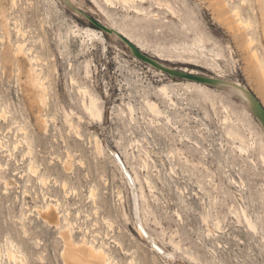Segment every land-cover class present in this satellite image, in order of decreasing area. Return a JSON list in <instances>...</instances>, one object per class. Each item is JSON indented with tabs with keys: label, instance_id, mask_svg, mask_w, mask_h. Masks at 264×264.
I'll list each match as a JSON object with an SVG mask.
<instances>
[{
	"label": "rangeland",
	"instance_id": "obj_1",
	"mask_svg": "<svg viewBox=\"0 0 264 264\" xmlns=\"http://www.w3.org/2000/svg\"><path fill=\"white\" fill-rule=\"evenodd\" d=\"M19 1L18 15L34 35L27 44L36 41L39 53L47 58L43 63L49 64L51 90L45 112L50 119L47 128H40L24 94L18 93L16 68L2 64L0 39V108L4 103L11 111L0 120L5 144L0 149V249L14 240L27 259L14 261L1 255L0 264H62L59 228L37 211L54 202L45 193L61 199L59 210L74 222L78 240L85 233L93 242L107 241L121 264H130L133 257L138 264H264V127L254 111L224 88H202L197 80L168 74L140 60L123 39L178 70L241 82L264 107V74L247 73L238 40L216 19L212 0H113L111 6L98 0L110 16L93 0H74L77 8L61 0L59 5L55 0ZM256 1L244 0L240 6L246 18L255 15L254 33L264 53L263 11ZM4 3L9 7L11 2ZM166 3L176 12H170ZM93 19L115 26L119 33L104 31ZM86 26L99 29L107 47L83 33ZM3 33L0 27V37ZM10 38L15 49L16 38ZM216 53L221 60L214 59ZM72 75L98 99L103 122L89 118L81 108L79 84L71 82ZM163 84L170 86L176 105L159 93ZM148 101H156L162 113L150 109ZM130 104L135 108L132 116ZM64 109L73 110L71 119L82 138L66 122ZM16 120L28 127L32 155L40 173H45V184L28 171L25 142L13 158L8 155L23 136ZM96 134L107 149L122 153L132 173L137 171L146 197L142 210L148 233L176 250L177 260L161 258L137 232L129 188L108 150L106 155L97 152ZM145 151L149 169L144 167ZM66 159H72L69 172L63 169ZM147 174L154 189L145 182ZM91 188H96L95 199ZM113 237L130 251L123 253Z\"/></svg>",
	"mask_w": 264,
	"mask_h": 264
},
{
	"label": "bare ground",
	"instance_id": "obj_2",
	"mask_svg": "<svg viewBox=\"0 0 264 264\" xmlns=\"http://www.w3.org/2000/svg\"><path fill=\"white\" fill-rule=\"evenodd\" d=\"M4 1H8V3L11 2L9 7L14 8V11H12L11 13L8 12L10 9L8 7V4L4 3ZM4 1L0 2V16L2 18V21H0V27L4 31L3 35H1L0 37L3 47V51L1 52L2 64L4 65V67L9 63L14 65L17 72L16 82L18 83V86L17 85L16 86L19 88L18 93L24 94V98L27 101V107L30 110V112L34 114L35 118L39 122L37 123L38 125H40V128H47L50 117L45 112V107L48 106L49 103L48 95L51 90V87L48 84V79L50 77V73L48 69L49 64L48 62L43 63V61H46L47 58H44L46 57L44 56L45 53H41V54L39 53L37 47L35 46L36 41H34L35 43L33 44L30 45L27 44V42H29L28 40L33 38L34 35H30L33 32V30L31 28L28 29L29 25L24 26L21 17L18 15V11L16 10V8L17 9L19 8L20 1L19 0H4ZM55 1L57 2V0ZM61 1L65 4H69L77 8V6L74 4V0H61ZM93 1L95 2L96 5H98L100 10L106 12V9L103 8V6L98 0H93ZM104 1L105 3H108L110 6L111 4L114 3L113 0H104ZM125 1L129 2L133 0H125ZM243 1L244 0H239L235 5L232 6V4L229 3V0H212L210 5L213 8L216 19L221 24L225 25L226 28H228V30L232 32L233 36H235L236 40H238V47L243 51L245 55V61L247 62V66H246L247 73L252 75L257 74L259 76L260 73L264 74V53L259 49V46L257 45V38L255 37V33H254L257 30L255 15L253 14L254 19H248L246 18V16L243 15V8L242 6H240ZM257 1L259 2L261 12L263 11L261 13L262 16L261 19L264 20V10H263L264 0H257ZM158 7L161 8L162 6L158 5ZM166 8L170 12H174V13L176 12V9L170 3L168 4L166 3ZM106 15L110 16L108 11L106 12ZM263 20L261 23H263ZM261 29L264 31V28ZM112 30H114L113 34L119 33V31L116 30L115 26H113ZM83 33H87V35L91 37V40L99 41L104 45V47H107L106 36L103 33H101L99 29L94 28L92 26H86L83 27ZM10 36H14V38H16L15 49L14 48L12 49V47L10 46L11 42L13 41V38H10ZM123 39L126 41L127 45L131 47V44L133 43L127 41V39H125L124 37ZM137 47H139L144 52V49L140 45H138ZM219 55H220L219 53H216L215 56H217V58L214 59L221 60L222 58ZM159 58H160L158 59L159 61L163 59L160 56ZM159 64L169 69H176L173 68L171 65L164 63L162 61H160ZM183 71L190 74H197L195 70H190L187 68L183 69ZM206 77L210 78L209 81L210 83H206V82L198 83L200 86H202V88L207 85L221 87L228 90L230 93L239 96L243 100V102L250 109L254 111L253 113L264 127V111H263L264 107L262 106L258 98L255 96V94L252 92V90H250L247 86L243 85L241 82L238 81H233L218 76H206ZM71 82L79 84L73 75L71 76ZM191 82L193 84H197L195 81H191ZM202 88L199 90L203 91ZM261 88L264 91V83L261 84ZM20 89L22 90L21 92ZM158 91L163 97L167 98L172 104L174 105L177 104L175 98L173 97L170 91L169 85L163 84L159 86ZM78 93L81 94L82 96L80 101V106L85 112V114H87V116H89V118L91 119H95L99 122H103L105 119V114L99 107L98 99L93 93L90 92L88 86L79 84ZM147 104L149 108L152 109L154 112H157L158 114L162 113V109L159 107V104L156 101H148ZM64 110L66 114V122H68V124L72 129H75L77 137L82 138L83 134L79 131L78 125H76V123L71 119V114H72L71 111L73 110L72 109L71 111H68L66 109ZM129 110L132 116L135 111L133 105L131 104L129 105ZM10 112L11 111L8 109V106L3 103L0 108V120L7 119V116L9 115ZM79 117L80 119L83 118L82 116ZM16 123L18 129L22 131L23 136L22 138L20 137V139H16V141L13 144V148L8 149V155L11 158H13L15 156V151L18 149L19 145L25 142L27 144V148L26 151L23 153V155L30 156V160L27 165L28 171L30 173H33V175H37L39 182L45 184L46 183L45 173H40V169H39L40 167L36 163L35 158L32 155L34 154L32 147L33 141L30 139L28 135V131H27L28 127L25 123H22V121L16 120ZM94 141H95L96 150L100 155H106L107 154L106 151L108 150V155L110 154V156L113 158L112 162L120 170L122 177L124 178L129 188L130 196L132 200L133 216L135 218V226L139 235L148 241L149 247L155 250L157 254L161 256V258L163 257L164 259L172 260V261L177 260L176 250L174 249L170 250L166 248L164 245L160 244V241L158 240V237L156 235L154 234L150 235L148 233L145 216L142 210V200L144 199L145 195H144L141 179L137 171H133L135 173H132V171H130V169L126 165L122 153H118L117 151L107 149V147L102 142V139L97 134L94 137ZM4 147L5 144L3 140L0 139V149ZM145 154H146V158L145 157L143 158L144 167L149 169L150 165L147 160V157H149V153L145 151ZM71 160L67 161L66 159L62 163L63 169L66 172H69L72 169V165H71L72 162L71 164L69 162ZM145 182L147 183L150 189L155 188L149 174L145 176ZM6 184L9 185L10 183L6 182ZM67 184H68L67 181H64L62 183V188L65 190L64 192L66 196H68L69 194L68 191L69 187H67L68 186ZM95 189L96 188H91L90 191L91 192L90 196L93 199H95L96 196ZM45 198H50V200L54 202H50L42 208L38 207L37 211L39 213V216L45 222H47L52 226H55L56 228H59V236L62 242V247L60 250V257L62 264H121L119 261H117L116 255L113 254L110 243H108L107 241L100 240L98 243L93 242L89 239L88 235L85 233L82 235V238L78 240L73 233V228L75 225L74 222L71 221L67 216L63 215L59 210V207L62 204L61 199L57 196L55 198H52L51 195L47 196V193H45ZM125 216L127 219H129V215L127 213H125ZM245 216L249 225L251 227H255L253 220H251V218H249V216H247L246 213ZM24 218L25 217L23 216L20 218V220L22 221L24 220ZM62 223H65V225L62 226ZM94 239L95 241H97L96 236H94ZM113 241L116 243L117 246L120 247L123 253H128V251H130V250H126V248L123 247L121 240L118 239L117 237H113ZM172 243L174 244V246L179 245L174 240H172ZM34 244H36L35 241ZM38 244L39 243H37V246ZM13 247L17 248L18 250L14 249ZM24 253L25 250L22 249L21 244L14 242V240L9 241V243L7 242L5 249H0V256L5 255V257L14 261L17 259L20 260L21 258H22L21 261H24L23 259L25 258L23 257L25 255ZM25 260L27 259L25 258ZM129 263L138 264L135 257H133L129 261Z\"/></svg>",
	"mask_w": 264,
	"mask_h": 264
},
{
	"label": "water",
	"instance_id": "obj_3",
	"mask_svg": "<svg viewBox=\"0 0 264 264\" xmlns=\"http://www.w3.org/2000/svg\"><path fill=\"white\" fill-rule=\"evenodd\" d=\"M93 21L99 25L101 28H103L106 32L111 33L113 32L112 28L104 25V24H100L99 21H97L96 19H93ZM130 49L132 50V53L137 56L140 60L148 63V64H152L153 66L157 67V68H161L163 69L166 73L174 75V76H180V77H186L188 79H195L199 82H206V83H210V78L206 77L204 75H198V74H190L178 69H169L166 67H163L159 64V60L156 59L154 56L149 55L147 52H143L140 48L136 47L135 44H131ZM212 84V83H211ZM264 111V108H263Z\"/></svg>",
	"mask_w": 264,
	"mask_h": 264
}]
</instances>
